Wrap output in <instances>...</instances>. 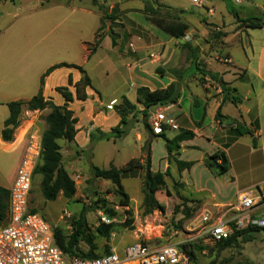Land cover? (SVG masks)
Instances as JSON below:
<instances>
[{
	"label": "crops",
	"instance_id": "crops-1",
	"mask_svg": "<svg viewBox=\"0 0 264 264\" xmlns=\"http://www.w3.org/2000/svg\"><path fill=\"white\" fill-rule=\"evenodd\" d=\"M99 1L104 3L105 0ZM222 1L225 2L226 9L223 13L218 14L213 9L217 0H208V5L204 4L203 12L198 13V29L208 33L206 25H212L224 35L218 36L219 32L214 34L215 38H222L220 47L212 49L209 56L202 55L204 72L196 71L192 78H186L183 74L185 70L192 69V59L189 67L180 72L179 39L147 18L144 13L145 4L139 9L131 8L132 11L128 9L130 12L128 23L124 22L118 30L113 28L117 34L115 45L112 37L106 34L93 54L90 53L88 46L95 41L96 32L100 27L101 13L92 4V0H51L45 6H42L43 0H39L40 6L31 9L24 19L1 30L0 151L7 152L9 157L0 162V186L8 190L11 188L23 156L27 132L35 127L43 136L47 129L45 117L50 113L49 109L26 111L30 119L22 121L15 131L13 141L7 142L2 137L4 123L10 115L7 104L14 101H29L36 96L40 90L42 76L52 66L60 63L81 66L84 70L86 68L85 71L91 79L92 85L86 89L88 99L85 101L75 99L69 105L78 118L76 125L78 133L75 142L70 143L76 148L75 151L73 150L75 154L78 150L86 152L92 144L91 139L93 138L94 141L98 138L99 131L110 133L120 124L121 118L115 112L114 106L121 102L122 97L128 98V96L124 95L118 84L115 90L116 97L105 100L102 87L96 85L95 78L88 68L93 62L98 61L97 65L103 67L102 72L107 73L106 62L109 60L120 81L126 80L127 76L133 80L130 86L135 92L138 87H147L153 91L166 88L172 83H179L180 100L164 108L169 115L176 118L180 130L174 132L167 130L160 135L172 140L182 131L194 133L193 139L181 142L176 147L171 146V152H167L159 171L153 168L152 143L159 140L157 136L160 135L155 136L146 131H141V134L136 133L140 141L139 155L133 159H141L144 162V147L147 146L146 148L150 149L152 172L164 173L169 167L170 180L185 185L184 191L180 192L182 197L188 195L189 199L198 201L203 200V197H195V194L206 193L205 202L215 210L204 209L203 213L205 210L215 212L218 208L235 206L245 193H255L258 188L264 190V29H248L239 22V20L245 21L262 16L264 0L258 5L255 0H246L245 3L250 4L251 7L245 8L244 18L233 14L236 10V1L231 7L227 0ZM120 2L117 0L115 4ZM168 7L177 12L184 11V16H179L190 25L191 13L187 9ZM135 10H138V14L131 13ZM3 20V16L0 15V25ZM109 30L110 27L105 28L103 34ZM213 41L211 40L210 44ZM131 44H134L135 50L130 47ZM105 46L111 48L108 51L109 55L102 52ZM190 46L194 48L191 44ZM221 52L222 57L219 59L218 54ZM152 53H159L160 59L154 62L150 58ZM155 69H161L162 73H154ZM174 69L179 70L178 76L168 73L169 70ZM209 71L220 81L212 79L208 74ZM70 77L73 86H69ZM82 77L80 71L74 68L63 67L54 70L45 78L44 97L51 99L57 106H63L65 100L56 89L69 87L75 95L74 85L80 82ZM223 83L234 90L230 96L237 99V104L226 97L221 86ZM135 96L136 102L128 99L137 106L138 110H142L143 107L137 103V94ZM218 112H220L219 117H217ZM42 117L44 119H41ZM136 120L138 126L143 125V116ZM217 121H222L224 125L216 126ZM169 132L172 134L168 138ZM215 153H224L230 163V170L222 176L223 180L226 179L224 185L229 190V194L222 197V200L216 196L215 191L219 189L217 186L207 188L201 185L202 176L200 181L192 182L186 177V173L191 175L202 172L203 174L205 169L208 170L206 161ZM177 161L192 162L194 165L180 171ZM110 162V166L114 165V160ZM198 167L200 170L196 172ZM65 168L71 174V170L67 166ZM131 174L142 176L143 171L138 169ZM246 187L250 190L244 191ZM169 190L171 191L170 188ZM210 190L211 194L208 195ZM169 203L168 199L167 206ZM263 214L264 206L252 213L254 217Z\"/></svg>",
	"mask_w": 264,
	"mask_h": 264
},
{
	"label": "rangeland",
	"instance_id": "rangeland-1",
	"mask_svg": "<svg viewBox=\"0 0 264 264\" xmlns=\"http://www.w3.org/2000/svg\"><path fill=\"white\" fill-rule=\"evenodd\" d=\"M120 1L121 2L118 5L115 4L117 1L113 0H105L103 3L109 7L110 15L115 18L114 20L109 18L105 19L104 24L106 29H109L110 27L118 30L123 26L124 22L128 23L127 19L130 16L128 9H139L145 4V0ZM234 2L235 0H227L230 7L235 4ZM245 2L237 4L236 10H234L233 14L237 12L240 18L246 17V15H244V10L251 6L250 4L247 5ZM159 3L166 4L175 9L185 8L191 13L189 15L191 27L182 19V22L188 27L186 30V34L188 35L179 39L178 43L181 46L180 72L185 70L191 64L190 51L183 47L185 43H190L198 50L197 56L201 68L204 70L205 65L202 63V55L209 56L212 49L220 47V42L222 40V38H215L214 34L219 31L215 30L212 25H206V28L209 30L208 33H205L203 29H198V13L203 12L205 6L208 5V0H199L196 1V3L194 0H159ZM255 3L258 5L262 3V0H255ZM224 4V1L217 0L213 9L218 14L223 13V11L226 10ZM35 6H40L39 0L0 1V15L3 16L4 19L1 22L0 31L4 30L5 27H8V25H11L12 23L20 22V20L24 19V17L28 15L31 9ZM113 8L118 10L117 13H112L114 10ZM122 9H125L126 11H122ZM131 13L138 14V10ZM173 13L168 9H162L160 11L161 16L164 17L172 16ZM176 13L179 14L178 12ZM180 15L184 16L183 14ZM101 16L103 15L101 14ZM122 16L125 18H122ZM261 17L262 16L259 18ZM211 40H214V44H210ZM110 49L111 48L105 46L102 51L103 54L109 55L108 51ZM218 57L219 59L222 57V52L218 54ZM97 63L98 61L93 62L88 68L95 78L96 85L102 87L104 99L107 100L116 97L115 90L116 87H118L117 85L120 84L119 88H122L121 90L124 92V95H127L129 99L136 102L135 89L130 86L131 83H133V80L127 76L126 80L123 82L120 81L118 74H116L113 66L110 65L109 60L106 62L108 68L107 73H103V67H99ZM196 71L197 67L194 65L192 66V69L185 70L183 74L186 78H192L197 73ZM154 73L160 74L157 69L154 70ZM168 73L173 75L171 70H169ZM26 111L27 110H24L22 113L21 122L30 119L26 114ZM137 118L141 119V116L139 114L134 118L129 116L130 123L123 127V130L128 133L127 136H124L123 138H114V135H112L113 138L106 140L101 139L98 133V138H95L86 152L78 150V153L75 154L73 150L75 151L76 148H74L73 145H70V143L65 140L59 141L62 146L64 166H67L71 170L70 175L77 186V193L73 198L66 199L60 194L56 201H46L41 193V176L36 174L33 178V186L29 202L30 210H36L53 228H60L65 234L69 235L73 231L71 227L72 221L79 217V214L84 207L87 208V221L91 232L96 236L95 244L98 247L96 251L98 254H102L112 248L121 252L123 248L136 242L147 243L151 246H161L168 243H178L179 245L186 244L187 240H191L202 231L203 228L200 223V217L203 214L204 209H213L205 202L207 201V198H205L207 197L206 193L195 194V197H203V200L198 201L191 200L188 198L189 196L186 195L185 198L189 201L184 204L182 198L177 194V192L180 193L184 191V189L179 187L174 188V184L170 180V177H167V186L162 187L161 191L156 195L158 202L164 207V209L155 211L152 215L144 217L142 208L143 174L142 176L129 174L124 175L122 178L123 186L131 197L130 205L127 208L120 205V199L114 191L115 186L111 182L94 178L91 171V165L107 169L110 166V161L114 160V165L122 167L131 159L138 157L140 141L135 134H141L143 131H146L148 134L153 132H150L143 122L142 126H138ZM41 119L44 118L42 117ZM170 131L174 132L173 130ZM172 132L167 133V137L170 136ZM158 138L160 139L152 143L154 155L153 168L156 171L160 170L159 167L168 152L165 139L162 137ZM7 157H9L7 152L0 151V162L4 161ZM198 170H200V167L196 169V172ZM196 174L192 173L189 175V173H186V177L192 182L200 181V177L202 176L203 182L201 185H204L207 188L217 186L219 189H217L215 193L219 200H222V197L229 194V190H227L224 185L226 179L223 180L222 176H217L209 169H205L203 174L202 172ZM169 188L171 189L172 197L169 198L170 203L169 206H167L168 198L166 197L165 190H169ZM249 190L250 188L248 187L244 188V191ZM210 194L211 190L210 192L208 191V195ZM100 200H105V203L100 202ZM107 208L112 209L117 213L115 216L116 221L113 223L109 240L101 238L96 232L97 227L102 224L101 214L107 215L105 212V209ZM229 208L230 207L218 208V211L216 210L215 212L228 211ZM65 209L72 214L71 218H61L62 212ZM229 214H233V211H230ZM252 234L254 236L252 242L243 244L241 248L234 247L224 251H219L215 247V244L207 239L194 240L192 243H194L197 259L192 262V264H209L213 261L219 264H264V231H254ZM81 248L85 252L89 249L88 246L83 243L81 244Z\"/></svg>",
	"mask_w": 264,
	"mask_h": 264
},
{
	"label": "trees",
	"instance_id": "trees-1",
	"mask_svg": "<svg viewBox=\"0 0 264 264\" xmlns=\"http://www.w3.org/2000/svg\"><path fill=\"white\" fill-rule=\"evenodd\" d=\"M4 1V0H0ZM51 0H43L42 6H45L50 3ZM117 1V0H113ZM92 4L97 7L100 13L103 15L100 17V27L96 32L95 41L93 44L88 46V49L91 54L100 46L104 35L108 34L112 37L113 44L116 43V36L113 28L103 34L105 29L104 21L106 18L114 20L115 18L111 16L109 12V7L105 4L100 3L99 0H92ZM118 5V3H116ZM112 13H117V9L113 8ZM162 9H168L173 14L169 17L161 16L160 11ZM172 8L160 4L159 0H145L144 13L147 18H149L155 25L163 29L164 31L171 34L176 39H181L186 35L187 25L182 22L180 19V14H183L184 11L178 12ZM237 17L238 14L234 13ZM245 28L248 29H264V10L262 17L252 18L245 21L239 20ZM224 35L223 33H218V36ZM184 48L190 51V58L192 59L193 66L197 67V71L204 72L201 68V64L198 61V50L192 48L190 44L185 43ZM74 68L80 71L83 75L80 82L74 85L75 95L71 92L69 87H58L56 91L64 98L65 104L63 106H57L51 99H46L43 94L45 78L50 75L54 70L59 68ZM159 73H162L161 69H157ZM171 73L175 76L179 75V70H171ZM208 74L217 81L220 79L217 78L212 72ZM91 79L86 73V71L81 66L68 63H60L52 66L47 72L42 76L40 81V90L36 96H34L29 101H14L8 103L10 110V115L4 123V129L2 131V137L4 141L10 142L14 139V134L16 129L20 126L21 116L24 110L27 111H44L49 109L50 113L45 117V122L47 129L44 131L42 136V146L43 151L40 158V162L35 170L34 176L36 174L41 176V193L43 198L46 201H56L60 194L63 195L66 199L73 198L77 193V186L74 179L71 177L69 172L64 166V157L62 154V147L59 143L60 140H65L68 143L75 142L76 135L78 130L76 125L78 124V118L75 116L74 112L69 108L70 103H73L75 99L80 101H85L88 99L86 93L87 87H91ZM69 86H73L72 78L69 79ZM222 89L226 97L231 100L234 104H237V99L232 94L233 89L228 88L226 83H223ZM137 94V103L143 107L142 110H138L137 106L129 101L127 97H122V100L119 104L114 106L115 112L120 116L121 121L118 126L113 128L110 133H104L99 131V137L101 139L110 140L112 135L114 138H123L127 136L123 130L124 126H127L130 123L129 116L132 118L136 117L137 114L143 116V122L145 127L152 132L150 125L148 123L149 114L148 111L156 109L159 107H166L178 103L181 97V88L179 83H172L166 88H160L155 90H150L147 87H138L136 90ZM220 116L218 112L217 117ZM157 136V135H155ZM157 137H162L166 141V147L168 152H171V146H177L179 143L191 140L194 138V133L191 131H182L180 134L175 136L172 140L165 138L164 135ZM93 142V138L91 139ZM144 147V162L141 159H132L124 167L117 168L114 165H111L107 169L99 168L95 165H91V171L94 178L98 180L111 182L115 186V194L120 199V205L122 207H129L131 197L125 190L123 186L122 178L124 175H129L132 172L140 169L143 171V216L152 215L155 211H160L164 209L157 200V193L161 191L162 187L167 186L166 178H171L170 168L163 172H152L151 170V160H150V149L148 150ZM221 161V162H219ZM180 171L191 168L194 163L192 162H182L177 161ZM207 168L211 170L217 176H224L230 170V163L227 156L224 153H215L206 161ZM174 188H184L183 183L174 182ZM166 197L169 199L172 197L170 190H165ZM177 194L182 198L183 203L188 202L189 200L185 197H182L180 193ZM9 199L10 191L6 188L0 186V226L5 225L7 222V214L9 209ZM100 202L105 203V200H100ZM33 213H38L36 210H32ZM105 212L108 217L115 218L117 213L112 209H105ZM88 209L83 208L79 214V217L72 221L71 227L73 231L71 234L67 235L60 228H54V235L57 241L58 246L68 255L77 256L82 259H93L98 258L103 255L109 254L111 249L108 251L98 254L96 253L98 247L95 244L96 236L91 232L87 221ZM113 224L106 225L104 223L100 224L96 232L97 234L106 240H109L111 236V230ZM264 231V228H253L250 227L243 231L235 232V234L228 240H224L215 244V247L219 251H224L230 248H241L243 244L250 243L254 240L253 232ZM88 246V251H84L81 248V244ZM180 248L185 252L194 262L197 259L196 250L194 248V243L188 242L186 244H181ZM209 264H219L215 261Z\"/></svg>",
	"mask_w": 264,
	"mask_h": 264
},
{
	"label": "built area",
	"instance_id": "built-area-1",
	"mask_svg": "<svg viewBox=\"0 0 264 264\" xmlns=\"http://www.w3.org/2000/svg\"><path fill=\"white\" fill-rule=\"evenodd\" d=\"M235 1L242 4L246 0ZM130 47L135 50L134 44ZM150 58L156 62L160 59V54L152 53ZM149 125L157 135L167 130H180L176 118L169 115L164 107L149 112ZM222 125V121L216 122V126ZM42 151V134L32 127L26 134L23 156L9 189L7 222L0 226V264H192L190 257L181 250L178 243L151 246L136 242L126 246L121 252L112 248L109 254L93 259L66 254L57 244L54 228L41 214L33 213L29 208L34 173ZM263 206L264 190L258 188L255 193H245L228 211H205L200 217L202 231L187 240V243L207 239L217 244L230 239L235 232L250 227L264 228V214L260 217L252 215ZM230 211H233V214H229ZM71 216L65 209L61 218ZM101 221L110 225L116 219L101 214Z\"/></svg>",
	"mask_w": 264,
	"mask_h": 264
}]
</instances>
